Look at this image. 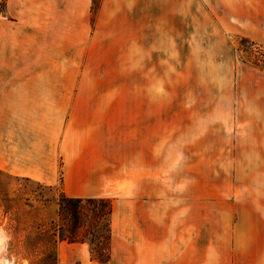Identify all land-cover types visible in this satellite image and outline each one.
<instances>
[{"label":"rangeland","instance_id":"374dc122","mask_svg":"<svg viewBox=\"0 0 264 264\" xmlns=\"http://www.w3.org/2000/svg\"><path fill=\"white\" fill-rule=\"evenodd\" d=\"M103 2L92 0L91 25ZM119 3V25L102 30L123 35L100 46L97 65L107 72L76 74L104 87L95 95L104 110L97 124L161 132L162 203L174 194L195 201L264 193V2ZM105 8L103 17H111V5ZM63 196L60 185L0 173V264L105 261L113 202L83 200L66 215Z\"/></svg>","mask_w":264,"mask_h":264},{"label":"crops","instance_id":"0c3cea01","mask_svg":"<svg viewBox=\"0 0 264 264\" xmlns=\"http://www.w3.org/2000/svg\"><path fill=\"white\" fill-rule=\"evenodd\" d=\"M113 1L91 25L92 0H0V173L113 202L107 258L79 264H264V193L162 203L161 132L97 124L104 87L76 74L107 72L100 46L123 38L102 32L119 25Z\"/></svg>","mask_w":264,"mask_h":264},{"label":"trees","instance_id":"16d2710c","mask_svg":"<svg viewBox=\"0 0 264 264\" xmlns=\"http://www.w3.org/2000/svg\"><path fill=\"white\" fill-rule=\"evenodd\" d=\"M91 199H89L90 201ZM83 200L81 199H74V198H68L66 196H63L61 197L60 199V206H61V209L62 211L66 214V215H69L70 212H73L75 213L79 207V204L82 202ZM105 203V202H104ZM106 208V207H105ZM110 213H111V209H108L107 210V214H109L110 216ZM76 215V214H75ZM74 215H72L73 217ZM107 231H108V234H109V237H108V249H109V241H110V230H109V224L107 226ZM108 252V251H107ZM108 256V254H107ZM107 258V257H106ZM102 262V261H101Z\"/></svg>","mask_w":264,"mask_h":264}]
</instances>
